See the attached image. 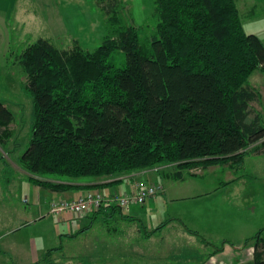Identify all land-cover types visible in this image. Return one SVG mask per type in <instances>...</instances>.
<instances>
[{
  "label": "trees",
  "instance_id": "obj_1",
  "mask_svg": "<svg viewBox=\"0 0 264 264\" xmlns=\"http://www.w3.org/2000/svg\"><path fill=\"white\" fill-rule=\"evenodd\" d=\"M153 7L150 51L129 24L93 52L40 38L19 54L32 97L31 138L18 160L25 172L78 180L174 166L180 179L196 166H238L252 144L262 141L254 151L264 150V122L247 120L258 99L247 81L255 71L264 76V42L245 33L235 0H153ZM115 53L124 55L122 68ZM12 121L0 102V147ZM11 175L5 165L4 183ZM248 246L251 264H264V228ZM50 252L32 264H50Z\"/></svg>",
  "mask_w": 264,
  "mask_h": 264
},
{
  "label": "rangeland",
  "instance_id": "obj_2",
  "mask_svg": "<svg viewBox=\"0 0 264 264\" xmlns=\"http://www.w3.org/2000/svg\"><path fill=\"white\" fill-rule=\"evenodd\" d=\"M252 1L257 7V11L253 14H247V11L251 10L250 0H243L245 2L244 9H242L243 4L237 2L240 19L245 33H253L264 42V0ZM8 8L4 9L8 15L0 16V102L12 113L13 121L7 127L10 137L7 143L0 147V158H6L8 157L6 154H9L13 160H16L28 146L32 126V97L25 89L27 78L18 63L19 54L40 38L49 40L60 50H70L78 45L85 51L93 52L101 46L104 39H115L116 31L129 24L137 30L143 50L150 51L156 20L153 0H36V2L15 0L8 3ZM113 16L115 20H112ZM114 55L115 66L122 68L124 55L121 53ZM247 84L258 93V99L250 104V115L247 120L250 121L258 115L261 122H264V76L255 71L249 76ZM261 142L252 144L246 149V155L238 166H233L230 161L207 167L196 166L192 170L195 171L196 176H190L188 171H184L185 180L190 185H196V189H194L196 195L164 206V211H168L170 216L178 214L176 209L180 210L183 216L187 210L196 208V227L202 225L201 227L207 231L208 238H217L211 241L214 246L209 245L212 246L209 251H212L208 257L206 258L205 251L196 244V237H192L193 240L190 243L181 239L178 240L180 244L177 241L175 244H169V248H161L157 253H154L156 255L152 258L153 261L146 264H206L210 257L220 253H217L216 250L221 249L222 252L226 244L229 247L238 248V250L235 249L232 256L222 258L221 264H251L253 249L251 246L244 249L243 245L258 230L264 228V150L259 153L254 151L262 148ZM10 159L12 160L11 157ZM226 165H230L236 170L237 167H241L239 169L241 178L235 183L234 191L229 194L233 211L229 207L216 204L215 209H211L210 214H207L202 210L200 204L204 203L202 200L205 196H209L215 191L212 184L216 185L217 183L211 179L199 182L201 178L198 176L203 175L208 169L219 170ZM174 171H178V169H165L163 172L166 174ZM164 174L162 172L159 175L155 174L156 180L168 185L175 183L171 179L172 177L168 176L170 178L168 179L163 176ZM20 177H22L21 174L16 175L12 182V186L19 187L20 193L14 201V206L15 208H28V205L23 202L25 200L30 202L31 188L27 185L26 180L19 179ZM37 179L43 178L37 177ZM9 180L10 178L7 183ZM135 184L140 183L135 182ZM172 193L179 196L187 194L184 190L182 192L173 190ZM236 202L244 203L243 206H248L250 210L247 213L242 210L235 211L234 204ZM205 205V207H209L207 202ZM197 219H200L202 224L197 223ZM7 226L9 230H13L17 226L16 220L11 218ZM30 227L32 228H24L22 231L34 232V227ZM97 229L102 232L98 227ZM100 236L99 232H95L92 240L93 238L97 240V237L100 240ZM175 237L178 239L176 233L170 232L163 241H176ZM81 245L83 246L80 242H75L68 246V249H73L72 251L75 253V249H78L77 251L82 249ZM83 249L86 250L85 247ZM81 255L82 253L74 254V262L86 264L89 262L88 260H103L112 256V254H108L104 257L85 259Z\"/></svg>",
  "mask_w": 264,
  "mask_h": 264
},
{
  "label": "crops",
  "instance_id": "obj_3",
  "mask_svg": "<svg viewBox=\"0 0 264 264\" xmlns=\"http://www.w3.org/2000/svg\"><path fill=\"white\" fill-rule=\"evenodd\" d=\"M0 1V16H7L8 13L5 10L9 9L8 3L15 0ZM31 1L36 2V0ZM237 2L242 3V9H244L246 1L235 0L236 6ZM249 5L251 10L247 11V14H253V12L257 11L256 4L254 5L252 0H250ZM6 155L8 157L0 158V264H32L42 258L46 251H51L50 264H85L83 262H74V254L79 255L80 253H82L81 257L85 259L112 254L110 258L88 260L89 262L86 264H146L153 261L152 258L156 255L154 253H157L161 248H169V244H175L181 239H185L187 243H190L193 240L191 239L192 237H196V244L205 251V254H207L206 258L212 251H209L212 247L209 245H213L211 241L217 238H208L207 231L201 227L202 225L196 227V208L187 210L183 216L178 209L175 210L178 214L171 216L168 211H164L165 205H172L171 202L183 201L196 195V190H194L196 185H190L185 180L184 175L182 178L177 179V177H174L177 171L164 174L163 171L165 169H175L176 167L174 166L100 179L71 180L53 176L37 179V177L29 175L18 165L19 158L13 160L12 156ZM5 165L12 170V175L7 184H3L2 178ZM240 168L237 167L236 170L231 168L230 165H226L219 170L208 169L203 175L198 176L201 178L199 182L211 179L218 185L212 184L215 191L209 196H205L202 200L204 203L200 204L205 213L210 214L211 209L214 210L216 204L229 207L233 211L229 194L234 191L235 183L241 178ZM161 172L168 179L172 177L171 179L175 181L174 185L157 181L155 174L159 175ZM194 172L191 170L188 171V174L196 176ZM19 174L22 175L19 179H25L27 185L31 188L29 194L30 202L26 200L23 202L28 205V208H15L14 206V201L19 197L20 193L19 187L12 186V182L13 178ZM30 178L75 188L65 192H56L30 183ZM135 182L145 185L159 184L162 186L163 191L143 205L131 204L127 209L114 211L111 208H101L100 211L88 210L79 214L68 212L51 214L50 212V203L52 201H72L93 192L103 193L105 191V195L127 194L132 191ZM187 187L190 188L187 189L188 191L185 189ZM225 188L227 189L226 192ZM173 190L180 192L184 190L187 194L186 196H179L173 194ZM206 202L209 207H205ZM243 205L244 203L236 202L234 204L235 211L242 210L247 213L250 209L248 206ZM11 218H14L17 222V226L13 230H9L7 226ZM162 223H165V225L156 230ZM197 223L202 224L200 219H197ZM30 226L34 227V232L22 231L24 228H32ZM143 230L149 234L146 235ZM188 230L192 231V233L188 232ZM95 232L100 233V240L98 237L97 240L94 238L92 240ZM170 232L176 233L178 239L175 237L174 240L176 241H163L164 237ZM75 242L83 244L86 250L83 249L82 245V249H79V251L75 249V253L72 251L73 249H68V246ZM178 243L180 244L179 241ZM223 249L222 252L210 257L206 264H221L220 260L222 258L232 256L234 250H238V248L229 247L228 244ZM60 258L62 259L60 260Z\"/></svg>",
  "mask_w": 264,
  "mask_h": 264
},
{
  "label": "built area",
  "instance_id": "obj_4",
  "mask_svg": "<svg viewBox=\"0 0 264 264\" xmlns=\"http://www.w3.org/2000/svg\"><path fill=\"white\" fill-rule=\"evenodd\" d=\"M162 191L163 188L159 184H134L132 191L127 194L105 195L101 192H93L72 201H52L50 203V212L51 214L64 212L79 214L88 210L98 211L104 206L127 209L131 204L143 205L157 194L162 193Z\"/></svg>",
  "mask_w": 264,
  "mask_h": 264
}]
</instances>
